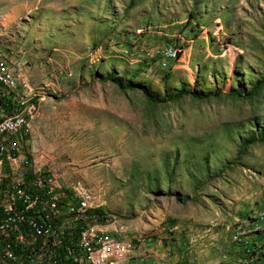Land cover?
<instances>
[{
    "label": "rangeland",
    "instance_id": "374dc122",
    "mask_svg": "<svg viewBox=\"0 0 264 264\" xmlns=\"http://www.w3.org/2000/svg\"><path fill=\"white\" fill-rule=\"evenodd\" d=\"M0 53L37 101L17 164L86 194L128 264L260 248L264 0H0Z\"/></svg>",
    "mask_w": 264,
    "mask_h": 264
},
{
    "label": "built area",
    "instance_id": "2783aa9c",
    "mask_svg": "<svg viewBox=\"0 0 264 264\" xmlns=\"http://www.w3.org/2000/svg\"><path fill=\"white\" fill-rule=\"evenodd\" d=\"M12 62L18 61L0 58V264H46L48 238L60 226L58 217L75 212L76 206L89 199L74 188L60 186L51 174L30 172L17 164L29 142L37 101L23 99L27 107H19L11 99L5 80L19 83L21 92L29 83L21 66L12 69ZM41 216H48V224H41ZM97 218L106 221L108 217L92 216ZM262 222L264 214L257 225ZM132 243L117 234L73 230L59 240L54 264L132 263V259H141L134 254ZM114 245H121V254H113ZM122 248H130V256H122Z\"/></svg>",
    "mask_w": 264,
    "mask_h": 264
},
{
    "label": "bare ground",
    "instance_id": "6f19581e",
    "mask_svg": "<svg viewBox=\"0 0 264 264\" xmlns=\"http://www.w3.org/2000/svg\"><path fill=\"white\" fill-rule=\"evenodd\" d=\"M0 58H5L2 53H0ZM12 69H17L12 63ZM5 87L10 88L11 99L15 102H19V107H27V100L36 101L33 99L34 91L29 83L25 85V92H21V85L19 83H13L12 80H5ZM27 99V100H23ZM25 149V145H24ZM84 199H88L86 194H81ZM91 209L90 202L84 204L83 206H76L75 212H68L67 216L58 217V226L54 232L49 236L48 243L46 246V264H54L55 252L58 251L59 240L62 239L66 234L73 230L84 231L88 228V231H94V225H89L88 221L92 218V212L89 215V210ZM92 210V209H91ZM264 212V206H263ZM78 216L82 219L78 221ZM93 220V219H91ZM78 221V223H77ZM83 222V225L81 224ZM262 222V226H263ZM41 224H48V216H41ZM130 252V248H122V256H127ZM113 254H121V245L113 246Z\"/></svg>",
    "mask_w": 264,
    "mask_h": 264
},
{
    "label": "trees",
    "instance_id": "16d2710c",
    "mask_svg": "<svg viewBox=\"0 0 264 264\" xmlns=\"http://www.w3.org/2000/svg\"><path fill=\"white\" fill-rule=\"evenodd\" d=\"M176 55H177V57L179 56V50H178ZM95 212L98 215H96ZM95 212H92L93 216H99V215L101 216L102 215V213L98 212V210H95ZM91 219L88 221L89 225L96 224L97 220L100 221L99 218L93 219V220H91ZM101 221H105L104 218H101ZM81 224L83 225V222ZM84 226L85 225H83V227ZM260 232H262V236H261L262 241H261L260 244H256V245H260V248L256 249V247H255L252 250L250 249L248 251L249 254L246 256V259L244 260L243 263H245V264H255L256 262H261L262 259L264 260V231H260Z\"/></svg>",
    "mask_w": 264,
    "mask_h": 264
},
{
    "label": "crops",
    "instance_id": "0c3cea01",
    "mask_svg": "<svg viewBox=\"0 0 264 264\" xmlns=\"http://www.w3.org/2000/svg\"><path fill=\"white\" fill-rule=\"evenodd\" d=\"M259 229H261V225H258V226L255 227V232L258 231Z\"/></svg>",
    "mask_w": 264,
    "mask_h": 264
}]
</instances>
